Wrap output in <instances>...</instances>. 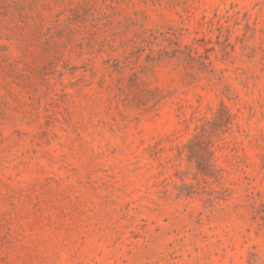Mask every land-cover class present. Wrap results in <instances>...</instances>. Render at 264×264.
I'll return each instance as SVG.
<instances>
[{
  "label": "rangeland",
  "instance_id": "rangeland-1",
  "mask_svg": "<svg viewBox=\"0 0 264 264\" xmlns=\"http://www.w3.org/2000/svg\"><path fill=\"white\" fill-rule=\"evenodd\" d=\"M0 264H264V0H0Z\"/></svg>",
  "mask_w": 264,
  "mask_h": 264
}]
</instances>
